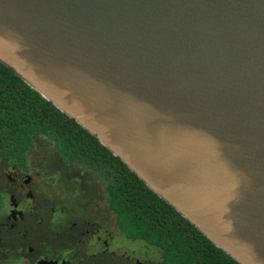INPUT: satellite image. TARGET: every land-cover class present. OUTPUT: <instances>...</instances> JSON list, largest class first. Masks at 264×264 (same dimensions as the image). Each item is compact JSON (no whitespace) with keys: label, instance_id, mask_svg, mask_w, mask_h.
I'll use <instances>...</instances> for the list:
<instances>
[{"label":"water","instance_id":"water-1","mask_svg":"<svg viewBox=\"0 0 264 264\" xmlns=\"http://www.w3.org/2000/svg\"><path fill=\"white\" fill-rule=\"evenodd\" d=\"M0 61L264 264V0H0Z\"/></svg>","mask_w":264,"mask_h":264},{"label":"flooded vegetation","instance_id":"flooded-vegetation-1","mask_svg":"<svg viewBox=\"0 0 264 264\" xmlns=\"http://www.w3.org/2000/svg\"><path fill=\"white\" fill-rule=\"evenodd\" d=\"M50 146L37 138L23 154L0 152V264H162L147 258L148 250L113 247L123 236L111 230L91 171Z\"/></svg>","mask_w":264,"mask_h":264},{"label":"trees","instance_id":"trees-1","mask_svg":"<svg viewBox=\"0 0 264 264\" xmlns=\"http://www.w3.org/2000/svg\"><path fill=\"white\" fill-rule=\"evenodd\" d=\"M37 138L53 144L67 162L93 171L122 233L154 248L162 264H240L154 192L97 136L0 61V152L19 155Z\"/></svg>","mask_w":264,"mask_h":264},{"label":"rangeland","instance_id":"rangeland-1","mask_svg":"<svg viewBox=\"0 0 264 264\" xmlns=\"http://www.w3.org/2000/svg\"><path fill=\"white\" fill-rule=\"evenodd\" d=\"M44 144H45V142H42V144L40 145V147H43ZM47 148L48 149H51L53 151L56 149L54 145L53 146H50V147H47ZM81 171L86 172V170L84 168H81ZM89 171H91V170H89ZM87 178L89 179V181L91 183H93L95 185L97 184L98 186H100V195H99V198H102L103 206H105V208L110 213L109 223L111 225L110 227H111V230H112L113 234L115 235L116 233H121L122 236H123L121 238H117L116 240H113V247H115L116 245H118V246L123 245L125 248L127 246L138 247L137 248L138 251H141V250L142 251H146V250H148L149 251V255H148L147 258L154 260V262H161L160 254L157 253L158 251L156 249H154V248H147L140 241H130L129 239H126L125 238L124 234L122 233L121 229L119 228V226L117 224L115 212L112 209H110L111 211L109 210V205H108V203L106 201V195L104 193V188H105L104 183L99 179V177L93 171L87 172ZM105 208L103 209V207H100V209L102 211H104ZM0 259H2V257H0Z\"/></svg>","mask_w":264,"mask_h":264}]
</instances>
